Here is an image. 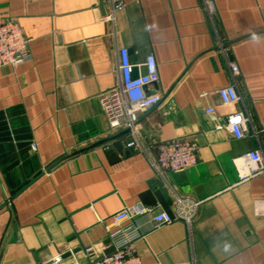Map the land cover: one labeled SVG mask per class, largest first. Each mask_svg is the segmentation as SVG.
I'll return each mask as SVG.
<instances>
[{
  "label": "crops",
  "instance_id": "obj_1",
  "mask_svg": "<svg viewBox=\"0 0 264 264\" xmlns=\"http://www.w3.org/2000/svg\"><path fill=\"white\" fill-rule=\"evenodd\" d=\"M210 1L211 13L203 0H124L111 20L110 0H0L32 57L0 68V264H89L84 249L111 253V215L137 203L142 264H264V172L239 178L242 155L264 158V0ZM119 47L134 64L152 53L159 74L137 148L98 100L117 83ZM228 84L240 98L223 105L217 89ZM231 112L248 118L240 139L225 126ZM175 139L195 145L196 164L160 177L150 159ZM157 181L167 209L147 203ZM175 197L198 202L192 221L155 226Z\"/></svg>",
  "mask_w": 264,
  "mask_h": 264
},
{
  "label": "built area",
  "instance_id": "obj_2",
  "mask_svg": "<svg viewBox=\"0 0 264 264\" xmlns=\"http://www.w3.org/2000/svg\"><path fill=\"white\" fill-rule=\"evenodd\" d=\"M208 13L213 11L210 0H203ZM124 6V0H110V14H114ZM28 39L23 35L18 22L14 19L0 17V68L15 67L31 60ZM232 77L238 74V67L234 62H228ZM117 83L99 93L98 100L109 127L113 130L126 128L130 139L126 141L127 148L141 147L137 129L140 113L154 108L160 101L161 95L157 89L159 74L156 61L152 53H148L142 63L134 64L130 61L127 48L117 49ZM220 103L230 105L240 98L235 86L228 84L217 89ZM214 107L209 105L205 113L214 118ZM247 121L240 112H231L226 116V128L235 138H242L247 132ZM35 150V145H31ZM157 154L150 164L156 174L163 177L165 172H180L196 164L197 154L195 145L187 139H175L159 142L156 145ZM243 171L241 181L264 172V158L256 151H249L242 155ZM197 201L175 197V211L170 216L166 212L153 215L154 225L170 223L180 219L189 224L195 216ZM146 209L137 203L122 208L111 215L109 239L113 251L99 257L92 255L91 248H85L84 253L90 256L89 264H142L135 254L134 243L140 237L138 227L133 216ZM58 258H50L44 264H58Z\"/></svg>",
  "mask_w": 264,
  "mask_h": 264
},
{
  "label": "water",
  "instance_id": "obj_3",
  "mask_svg": "<svg viewBox=\"0 0 264 264\" xmlns=\"http://www.w3.org/2000/svg\"><path fill=\"white\" fill-rule=\"evenodd\" d=\"M99 7L102 9V3H101V0H99ZM103 141L105 140H102V141H98L97 143H94L93 145H91L90 147L92 146H95V145H98L99 143H102ZM85 149H80L78 151H75L74 153H71V155H74L78 152H81ZM67 158V156L65 157H62L61 159H59L58 161H56L55 163H53V165L51 167H53L54 165H56L58 162L62 161L63 159ZM152 195L153 197L150 198L147 203L150 204V205H154L155 202H158L164 209H167V202H166V199H167V189L164 187L163 183L161 181H157L156 182V189L152 192ZM146 196H149V193H146L143 197L146 198ZM150 197V196H149ZM146 200V199H145ZM167 214H169L171 216L170 213L166 212Z\"/></svg>",
  "mask_w": 264,
  "mask_h": 264
}]
</instances>
